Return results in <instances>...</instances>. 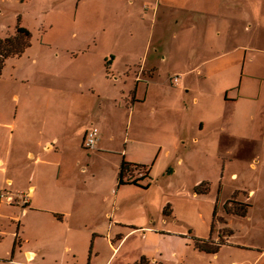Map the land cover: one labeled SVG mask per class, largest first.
I'll return each instance as SVG.
<instances>
[{"label": "rangeland", "instance_id": "374dc122", "mask_svg": "<svg viewBox=\"0 0 264 264\" xmlns=\"http://www.w3.org/2000/svg\"><path fill=\"white\" fill-rule=\"evenodd\" d=\"M132 1L0 0V38L13 35L18 24L29 26L32 34L26 52L8 59L4 76L13 71L12 63L24 70L31 62L49 75L83 78L91 71L84 64L85 49H96L98 45L102 57L115 44L134 61L145 45L170 47L173 56L162 63V70H170L182 58L180 49L207 43L209 58L222 55L221 60L231 63L228 70L215 71L212 85L216 93L223 80L234 81L242 76L263 84L264 91V0H217L209 17L189 18L174 8L181 0H171L170 4L163 0L158 18L155 11L159 2L139 0L135 6ZM145 7L151 8L152 14ZM137 69L135 66L132 70L128 88L133 92L137 90ZM117 78L113 76L110 82L119 83ZM179 88L171 85L168 74L159 84L151 85L148 102L137 107L133 118L130 137L138 134L136 145L126 140L131 108H126L125 121L119 114L121 125L114 147L127 149L130 157L72 145L68 159L76 163L74 172L90 178L86 190H90L91 203L110 209L114 206L111 222H97L96 213L88 210L79 212V219L75 215L67 223L57 222L53 220L54 212L20 203L21 191L10 187L0 190V202L4 204L0 208V264H257L264 251V144L258 142L264 136V127L256 132L249 129L244 145L228 146L219 126L225 109L217 100L212 108L203 99L195 106L187 100L185 89L171 92ZM146 90L147 84L141 83V93ZM61 92L59 88L53 91L55 108L57 98L63 96ZM6 103L0 98V109ZM162 110L164 124L173 129L172 136L162 131ZM201 119L209 122L204 131L196 128ZM187 122L196 128L191 137L197 135L200 141L187 149L179 144L183 166L178 167V158L174 157V176L169 173V160L162 146L168 149L173 136L177 140V132ZM72 124L71 136L75 133ZM123 157L150 168L151 178L143 181L142 187L119 186ZM50 183L56 190V175L50 177ZM235 195L240 202L252 205L248 217L225 214L226 203ZM54 203L50 209L63 208L61 201ZM168 205L173 216L169 227L175 235L131 234L121 253L114 251L113 247L119 245L117 233L125 235L131 227L143 225L155 227L150 217L163 221ZM104 212L102 209L101 214ZM215 214L227 225L217 220L213 231ZM223 230L234 234L216 255L196 249L195 239L218 242ZM29 251L38 253L36 261L28 257Z\"/></svg>", "mask_w": 264, "mask_h": 264}, {"label": "crops", "instance_id": "0c3cea01", "mask_svg": "<svg viewBox=\"0 0 264 264\" xmlns=\"http://www.w3.org/2000/svg\"><path fill=\"white\" fill-rule=\"evenodd\" d=\"M162 1H149L152 4L159 2V7H156L155 11L157 18ZM164 1L171 3V0ZM215 2L219 1L181 0L174 8L181 12L183 17L189 18L192 15L209 17L214 10ZM138 3L139 0L132 1L135 6ZM145 8L149 15L152 14L151 8ZM24 27L31 29L29 26ZM208 32L209 29L206 30L207 35ZM208 49L207 43L193 46L189 50L180 49L182 58L177 64L175 62L176 66L170 70H162V63L168 58L171 60L173 56L170 47L165 48L162 44L155 48L152 44L145 45L140 53V59L134 61L124 49L120 50L117 44L106 49L101 57L97 45L96 49L90 48L84 51L85 67L91 71L83 78L49 75L41 72L40 68L31 62L24 70H20L18 63H12L13 71L7 77L4 73L0 77V98L7 102L6 106L0 109V190L10 187L11 190L24 192L29 196L28 202L25 203L26 207H39L42 210L52 211L53 220L57 222L67 223L75 215L76 219H79V212L86 210L96 213L97 222L105 220L111 222L112 217L115 216L114 206L110 209L101 203H91V196L88 194L90 190H86L89 189L87 186L90 178L81 177L79 173L74 172L77 166L68 159L69 152L72 145L75 148L84 146L87 133L96 127L101 134L97 149L99 152L126 154L130 157L127 149L121 151L118 147H114L121 125L118 116L124 115L122 122L125 121L126 108H131L132 119L126 140L128 142L131 140L133 145L138 144V134L132 139L130 137L137 107L148 102L151 85L159 84L161 78L167 74L171 85L180 87L171 92L180 93L185 89L187 100L193 102L195 106L199 104L200 99H203L204 102L210 103L212 108L214 100H217L221 108L225 109L219 124L225 141L228 146L244 145L249 129L256 132L264 127L263 84L257 85L252 82L253 78L246 76L236 80L234 78V81L225 79L216 93L212 85L215 71L228 70L231 63L221 60L222 55L209 58ZM8 63L7 60L5 68ZM135 66L138 68L137 90L133 92L128 88ZM124 75H127V78ZM113 76H118L119 83L110 82ZM175 77H179L177 86L173 84ZM141 83L147 84L145 93H141ZM162 85H164L163 80ZM56 88L62 89L61 93H63L62 97L57 98V108L53 102V91ZM155 114L152 113V116ZM165 120V113L162 110V131L172 136L173 129L164 124ZM72 122L75 128L74 137L70 134ZM208 124L206 119H201L196 128L204 131ZM195 129L191 127L190 122H187L177 132L175 136L177 140L173 136L168 149L164 150L162 146V152L169 160V173L172 172L174 176L177 172V166L172 164L174 157L178 158V167L183 166L182 152L178 150L179 144L187 149L193 148L200 141L197 135L191 137V131ZM175 141L177 143H174ZM258 142L264 144V136ZM79 161L80 159L77 165ZM139 165L147 166L143 163ZM55 175L58 181L56 190L53 188V183H50L52 186L49 184L50 177L53 178ZM57 201L63 203V208L50 209V206L55 205L54 202ZM3 205L0 202V208ZM167 207L164 209L166 219L163 221L157 216L150 217V222L155 227L143 225L139 228L131 227L125 235L117 233L119 245L113 247L114 251L121 253L127 243L126 239L131 234L175 235L176 232L169 227V221L173 219L170 205ZM102 209H105V212L101 214ZM24 211L28 215V210L24 209ZM97 233L103 236L100 232ZM27 255L32 261H36L39 257L38 253L33 251L27 252ZM257 264H264V251L257 259Z\"/></svg>", "mask_w": 264, "mask_h": 264}, {"label": "trees", "instance_id": "16d2710c", "mask_svg": "<svg viewBox=\"0 0 264 264\" xmlns=\"http://www.w3.org/2000/svg\"><path fill=\"white\" fill-rule=\"evenodd\" d=\"M31 39L32 34L30 30L20 24L17 25L13 35L0 38V77L4 71L6 61L10 58L21 57L31 46ZM150 178L149 167L128 162L125 157H123L118 176L119 186L133 185L142 187V182ZM251 209V204L240 202L235 195V197L226 203L225 214L227 216L245 218L248 217ZM167 210L168 207L165 210L166 214ZM214 218L213 231L217 220L222 221L224 225L227 224L224 219H218L217 214L214 215ZM233 234L231 230L221 231L218 242L214 241L212 238L208 240L195 239V247L200 252L216 255L221 250L222 246L225 245L226 239Z\"/></svg>", "mask_w": 264, "mask_h": 264}, {"label": "built area", "instance_id": "2783aa9c", "mask_svg": "<svg viewBox=\"0 0 264 264\" xmlns=\"http://www.w3.org/2000/svg\"><path fill=\"white\" fill-rule=\"evenodd\" d=\"M173 84L177 86L179 84V77L173 78ZM101 141V134L98 128L93 127L86 135V138L84 140V148L89 151L96 150L100 144ZM18 199L20 202H23L24 204L28 202L29 196L25 193H19ZM9 200L13 202V198L10 197Z\"/></svg>", "mask_w": 264, "mask_h": 264}]
</instances>
